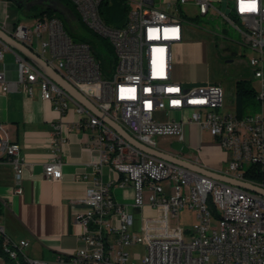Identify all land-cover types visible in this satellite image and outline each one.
Instances as JSON below:
<instances>
[{"label": "built area", "instance_id": "built-area-1", "mask_svg": "<svg viewBox=\"0 0 264 264\" xmlns=\"http://www.w3.org/2000/svg\"><path fill=\"white\" fill-rule=\"evenodd\" d=\"M68 1L82 24L112 47L115 62L107 74L90 44L71 36L59 17L0 27L145 145L159 149L156 137L183 142L184 124L193 123L229 155L217 172L249 181L244 178L247 166L264 167V0H218L223 8L214 6V0H123L128 11L122 26L103 19L104 0ZM209 14L233 26L242 37L239 44L252 51L248 65L257 81L254 99L260 112L252 114L248 107L243 115L235 107L224 111V89L218 82L185 84L173 78L175 45L184 41L187 27L196 26V17ZM6 50L14 51L17 70L13 78L0 72L1 89L32 96L37 85L41 98L53 101L61 112L74 104L80 114L77 127L96 130L99 165H110L117 173L113 180L96 178L86 189V208L76 219L84 245L70 254L71 263L127 264V247L139 243L145 247L141 264H264V196L137 148L0 38V59ZM61 129V123L55 124L54 148L62 139ZM172 154L205 167L186 154ZM0 163L11 165L18 183L15 193H20L22 176L33 163L21 155L2 124ZM44 175L49 181L61 178L62 160L56 153L44 164ZM113 186L132 187V202L116 201ZM0 203L3 252L9 259L13 254L31 258L25 252L28 240H14L6 233L2 217L8 205ZM145 206L150 213H142ZM135 207L141 208L139 230L133 228ZM185 208L195 213L193 225H171ZM7 243L19 244V251L7 250ZM4 260L0 255V264ZM32 262L47 264L36 258Z\"/></svg>", "mask_w": 264, "mask_h": 264}, {"label": "crops", "instance_id": "crops-1", "mask_svg": "<svg viewBox=\"0 0 264 264\" xmlns=\"http://www.w3.org/2000/svg\"><path fill=\"white\" fill-rule=\"evenodd\" d=\"M11 0H0V25L11 26L15 21ZM37 17H34L32 24ZM208 50L205 44L183 41L174 47L172 76L185 84L210 82L207 76ZM16 55L6 50L0 59V72L8 78L15 77ZM235 107V106H234ZM80 114L71 102L60 111L53 101L40 96L38 86H34L32 96L21 90L3 91L0 87V124L8 137L19 144L21 155L32 162L21 179L20 193L13 169L8 163H0V200L7 202L3 211V225L6 233L14 240L27 239L26 254L41 259L47 264H73L70 254L84 245L82 227L76 219L86 206L82 198L92 182L101 177L104 181L117 178L115 170L100 163L101 152L96 147V130L77 127ZM61 123V141L54 148L53 130ZM184 143L188 157L196 159L210 170L218 171L226 165L229 155L220 147L208 131L193 123L183 126ZM204 134L208 135L205 139ZM174 141H177L173 139ZM162 150V149H161ZM170 153H180L173 149H163ZM52 153L62 160V176L57 181H49L44 175V164ZM114 199L131 203L134 196L132 187L113 186ZM150 208L143 207L148 214ZM109 241L113 236H109ZM141 246L142 250H136ZM127 264H141L145 253L142 244L127 247Z\"/></svg>", "mask_w": 264, "mask_h": 264}, {"label": "rangeland", "instance_id": "rangeland-1", "mask_svg": "<svg viewBox=\"0 0 264 264\" xmlns=\"http://www.w3.org/2000/svg\"><path fill=\"white\" fill-rule=\"evenodd\" d=\"M65 1L69 2L68 0ZM69 3L70 7L76 12L73 4L71 2ZM213 4L216 7L223 8L222 4L218 0H214ZM41 9L42 6L39 4H35L27 9L25 7H18L13 2L12 12L14 13L15 21H18L21 24H28L35 17L33 16V13L39 12ZM189 9V12L194 15V9L192 7ZM127 11L121 0H105V4L102 6L103 16L105 19L109 20L110 25H114V22L116 21L119 22L126 19ZM194 22L196 23V26L187 27L184 41L188 40L194 43L198 42L207 46V76L210 82H218L222 85L225 96V105L223 109L224 111H231L234 109L236 103V80L246 79L252 86H256L257 81L253 77L252 70L248 65V60L250 55H252V51L239 44L242 40L240 33L233 26L223 23L219 17L212 14L207 16H198L195 18ZM200 26H206L210 31H203L199 28ZM85 27L87 26L85 25ZM221 46H227L231 50L239 51L240 56H237L232 62H226L219 56ZM248 110H250V113L253 114L260 112L261 108L254 99L248 103ZM175 116L178 118L179 114H175ZM204 137L205 139H208V135L204 134ZM173 141L174 140L172 138L156 137V147L162 150L171 149V143ZM194 222V211L185 208L180 211L177 219L171 220V225L179 224L183 228H190ZM133 249L142 250L141 246L132 248V250ZM3 262V264H17L16 260H4ZM26 263L28 264V262Z\"/></svg>", "mask_w": 264, "mask_h": 264}, {"label": "water", "instance_id": "water-1", "mask_svg": "<svg viewBox=\"0 0 264 264\" xmlns=\"http://www.w3.org/2000/svg\"><path fill=\"white\" fill-rule=\"evenodd\" d=\"M18 7H25L29 9L31 6L35 4H39L42 7L47 9H51L57 13V15L62 19L66 29L75 34L76 37L88 36L77 23L74 12L71 8H69L66 4H64L60 0H11ZM37 13H40L37 12ZM89 37V36H88ZM0 38L7 43L11 48L16 50L22 56L27 58L29 61L34 63L39 69H41L50 79L59 87L68 92L75 100H77L80 104L90 109L95 115L103 119L109 126H111L116 133L122 136L126 141L136 146L137 148L145 151L146 153L152 154L162 159H166L168 161L175 162L192 170L198 171L200 173L207 174L216 179L222 180L229 184L237 185L254 193L260 194L264 196V187L258 184H255L250 181L239 180L224 174H221L217 171L210 170L206 167L200 166L198 164L189 162L187 160H183L170 152L162 151L156 148L149 147L144 143L135 139L122 125L118 122L112 120L108 116H106L99 108H97L88 98H86L81 92H79L73 85H71L68 81H66L58 71L47 64L45 60H43L39 55L32 51V49L25 44L16 40L12 35L8 34L5 30L0 27ZM92 45V50L94 53H97L96 49L100 48L101 55H106L107 52L103 46H100L97 42ZM171 147L176 151L185 154L188 150V147L179 141H173L171 143ZM134 216V225L133 228L135 230L140 229L141 224V208L135 207L133 209Z\"/></svg>", "mask_w": 264, "mask_h": 264}, {"label": "trees", "instance_id": "trees-1", "mask_svg": "<svg viewBox=\"0 0 264 264\" xmlns=\"http://www.w3.org/2000/svg\"><path fill=\"white\" fill-rule=\"evenodd\" d=\"M60 1H62L64 4H66L69 8H71L69 2H67L65 0H60ZM121 1L125 5L126 11H127L128 7H127L125 1H123V0H121ZM103 4H105V0H104ZM72 11L75 12L74 9H72ZM42 15H47L48 17H52V16L59 17L56 12H54L51 9L44 8V7H42V9L40 10V13H37V12L33 13V16H35V17H37V16L41 17ZM103 19L109 24L108 19H105L104 16H103ZM125 21H126V19H123L119 22L116 21V22H114L115 24L113 26H122V25H124ZM81 27H82L83 31L89 37L88 36L76 37L75 34L69 32L68 30L67 31L74 38L87 41L91 45V47H92V45L95 44L94 42H97L100 46L104 47V49L107 52V54L105 56L101 55L100 48L96 49L97 53H94V54H95L96 58L98 60H100L101 67H102L103 71L107 74L109 72V70L113 67L114 62H115V56H114V52H113L112 47L110 46L108 41L99 38L95 33L91 32L87 27H85L84 24H82ZM255 91H256L255 87L252 86L248 80H246V79L236 80V82H235V98H236L235 110H236L238 115H243L244 112L246 111L247 107H248V103L250 101L254 100L255 94H256ZM244 178L249 180V181H252L254 183L264 185V167H261L259 165H255V164L247 166L245 173H244ZM1 213H2V205L0 203V214ZM0 255L6 261H10V259L7 257V255L2 250L1 238H0ZM18 264H27V263L24 260H21Z\"/></svg>", "mask_w": 264, "mask_h": 264}, {"label": "flooded vegetation", "instance_id": "flooded-vegetation-1", "mask_svg": "<svg viewBox=\"0 0 264 264\" xmlns=\"http://www.w3.org/2000/svg\"><path fill=\"white\" fill-rule=\"evenodd\" d=\"M45 8V7H44ZM76 21L80 26H82V22L79 18V16L74 12ZM219 56L222 57L226 62L233 61L237 56H240L239 51L231 50L227 46H221Z\"/></svg>", "mask_w": 264, "mask_h": 264}, {"label": "bare ground", "instance_id": "bare-ground-1", "mask_svg": "<svg viewBox=\"0 0 264 264\" xmlns=\"http://www.w3.org/2000/svg\"><path fill=\"white\" fill-rule=\"evenodd\" d=\"M91 46V45H90ZM113 120V119H112ZM106 123V122H105ZM111 127V126H110ZM112 128V127H111ZM113 129V128H112ZM161 150V149H160ZM165 151V150H162ZM7 250L12 251H19V244L16 243H7ZM10 260L17 261V264L22 260V257H20V254H13L10 257ZM24 261L28 262V264H33L32 258H23Z\"/></svg>", "mask_w": 264, "mask_h": 264}]
</instances>
